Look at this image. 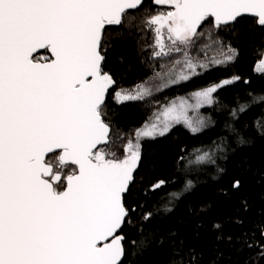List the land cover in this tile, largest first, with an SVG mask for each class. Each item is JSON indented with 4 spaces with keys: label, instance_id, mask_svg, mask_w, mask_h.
<instances>
[{
    "label": "snow or ice",
    "instance_id": "obj_1",
    "mask_svg": "<svg viewBox=\"0 0 264 264\" xmlns=\"http://www.w3.org/2000/svg\"><path fill=\"white\" fill-rule=\"evenodd\" d=\"M249 31L260 33L250 49L260 57L254 73L264 75V0H150L147 7L145 0H0V264H135L130 258L154 244L167 245L161 264H220V244L236 252L230 264H264V215L246 220V199L233 218L238 234L212 224L217 246L207 259L176 241L175 231L162 235L152 226L193 190L194 172L212 165L223 174L217 161L228 159L233 145L264 140V108L251 130L241 120L264 105V91L225 104L215 139L181 147L175 175L153 178L154 166L145 164L146 145L167 139L177 125L192 135L216 127L199 110L217 104L215 94L241 76L166 103L157 96L234 64L240 50L220 33ZM133 36L151 73L124 86L127 74L110 66L108 53ZM110 95L118 105L150 109L139 127L114 126ZM178 182L160 207L146 208L149 192ZM242 184L236 177L231 188Z\"/></svg>",
    "mask_w": 264,
    "mask_h": 264
},
{
    "label": "trees",
    "instance_id": "obj_2",
    "mask_svg": "<svg viewBox=\"0 0 264 264\" xmlns=\"http://www.w3.org/2000/svg\"><path fill=\"white\" fill-rule=\"evenodd\" d=\"M150 5V0H145V7ZM154 9L156 6L151 5ZM142 11V9H141ZM220 35L225 41H231L233 46L240 50L238 60L227 67H215L203 73V75L193 80L172 86L157 96L161 103H165L179 94H186L198 90L212 82L230 77L233 74L241 76V81L234 85L226 86L217 92L218 103L213 107L206 108L210 112L208 115L217 121L215 128H209L200 134L192 135L186 128L177 125L168 135L167 139L146 145L145 164L154 166L153 178L159 177L168 179L175 175L173 159L181 147L191 150L193 146L207 145L215 139L219 131V122L226 113L222 111L225 104L233 106L235 97L239 94L244 98L245 91H264V75H257L253 69L259 56L251 54L250 45L253 42L259 43L261 36L259 32H247L242 36L222 32ZM151 34L146 33L144 42H150ZM143 58V63L141 59ZM121 59L123 63H121ZM110 66L118 72L126 73L128 79L120 81L124 86L130 85L134 79L150 75L151 70L146 66L148 60L146 54L139 51L136 38L130 37L127 44L118 46L108 53ZM247 80L248 83L243 81ZM114 91V90H113ZM108 111L114 126L127 132L129 129L139 127L150 109H145L142 103L116 104L111 95L107 99ZM264 105H257L241 117L242 121L251 122L253 117L261 113ZM230 153L228 159L217 161L224 171L223 174L215 171V166L208 165L199 173H193L190 177L195 187L185 194L174 210L166 215H160L153 222V227L158 229L160 234H167L175 231L176 241L183 240L185 248L195 246L205 253V259L209 258L215 251L217 242L212 224L223 222L225 232L238 234L239 228L233 223V218L237 216L240 202L246 199L250 204V211L246 215V220L252 221L264 215V140L256 139L253 144L236 147ZM242 179V187L236 191L231 188L234 178ZM180 183L169 184L156 192H149L146 200V208L153 206L160 207L162 201L160 197L167 200V193L178 189ZM139 215V210L136 213ZM128 230L135 233L129 225ZM224 256L220 264H230L237 259L234 249L219 245ZM167 245L164 248H157L154 244L146 253L140 257H132L135 264H161L165 258ZM244 255H248L245 253Z\"/></svg>",
    "mask_w": 264,
    "mask_h": 264
},
{
    "label": "rangeland",
    "instance_id": "obj_3",
    "mask_svg": "<svg viewBox=\"0 0 264 264\" xmlns=\"http://www.w3.org/2000/svg\"><path fill=\"white\" fill-rule=\"evenodd\" d=\"M192 92H193V91H192ZM192 92H190V93H192ZM190 93H188V94H181V95H178V96L189 97V96H190ZM176 97H177V96H176ZM171 99H173V98H171ZM171 99H170V100H171ZM165 103H166V102H165ZM207 107H208V106L202 107V108L199 110L198 115H203L205 118L210 117V116L207 115L208 112H205V110H206ZM190 115H193V113L190 112ZM211 118H212V117H211Z\"/></svg>",
    "mask_w": 264,
    "mask_h": 264
},
{
    "label": "bare ground",
    "instance_id": "obj_4",
    "mask_svg": "<svg viewBox=\"0 0 264 264\" xmlns=\"http://www.w3.org/2000/svg\"><path fill=\"white\" fill-rule=\"evenodd\" d=\"M226 78H229V77H226ZM206 86H208V85H206ZM206 86H204V87H206ZM186 94H188V93H186ZM179 95H181V94H179ZM216 95V97H217V93L215 94ZM214 106V105H213ZM213 106H211V107H213ZM207 108H209V107H207ZM208 111V113L210 112L209 110H207ZM206 112V111H205ZM208 113H207V115H208ZM209 116V115H208ZM180 126H182V125H180ZM183 127V126H182ZM184 128V127H183ZM201 146V145H200ZM197 147H199V146H197Z\"/></svg>",
    "mask_w": 264,
    "mask_h": 264
}]
</instances>
